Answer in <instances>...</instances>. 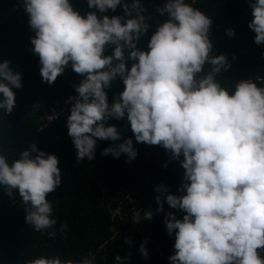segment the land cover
<instances>
[{
    "label": "clouds",
    "instance_id": "clouds-1",
    "mask_svg": "<svg viewBox=\"0 0 264 264\" xmlns=\"http://www.w3.org/2000/svg\"><path fill=\"white\" fill-rule=\"evenodd\" d=\"M195 3L167 0L155 9L165 19L153 26L144 0H87L96 11L83 16L71 0H22L43 81L51 85L69 66L82 77L76 96L69 97L67 118L77 162L95 159L98 140L120 141L118 128L106 125L125 118L137 143L159 145L173 160L183 156L182 195L167 194L163 185L155 189L157 213L165 200L184 213L182 219L169 213L165 220L168 235L175 236L170 264H264V86L259 77L239 81L234 91L221 86L219 74L231 65L225 55L213 53V20ZM118 6L123 16L105 15ZM249 6L248 27L254 42L264 45V0H249ZM150 30L143 51L137 45ZM226 35L235 32L228 29ZM118 79L124 90L110 105L107 90ZM21 87L22 74L10 61L0 62V113L13 112V89ZM101 154L117 159L123 154L128 162L137 157L131 138ZM58 165V157L39 151L37 143L11 162L0 151V188L10 197L18 193L26 224L53 239L57 220L47 197L61 185ZM153 216L151 208L134 210L132 221ZM125 243L132 247V238ZM138 251L148 259L144 244ZM25 264H97V256L73 260L57 254ZM115 264H129V257L117 255Z\"/></svg>",
    "mask_w": 264,
    "mask_h": 264
},
{
    "label": "trees",
    "instance_id": "trees-1",
    "mask_svg": "<svg viewBox=\"0 0 264 264\" xmlns=\"http://www.w3.org/2000/svg\"><path fill=\"white\" fill-rule=\"evenodd\" d=\"M166 2L144 0L145 15L153 26L165 19L155 9ZM71 4L82 16L96 11L88 7L87 0H71ZM194 7L213 20V53L225 55L231 65L219 74L221 86L234 91L239 81L258 77L264 86V45L254 42L255 33L248 27L253 19L249 0H196ZM105 15L123 16L124 11L118 6L116 12ZM228 29L234 30L233 37L226 35ZM152 34L150 30L140 39L137 46L141 50L148 51ZM34 36L22 0H0V62L10 61V68L22 74V87L13 89V112L0 113V151L11 162L29 145L37 143L39 151L58 157L61 185L47 197L53 204L57 235L49 238L47 232H37L27 225L22 198L18 193L10 197L0 188V264H25L39 256L57 254L62 259L80 260L89 253L97 256V264H115L117 255L129 257V264H170L169 257L175 254V236L168 235L165 220L169 213L177 219H182L184 213L170 208L166 200L163 211L157 213L159 193L155 189L163 185L169 190L167 194L182 195L183 156L173 160L171 153L159 145L137 143L125 118L112 119L106 125L118 128L120 141L98 140L95 159L77 162L67 118L72 106L69 97L76 96L74 86L82 77L69 66L51 85L44 82L39 56L31 44ZM131 64L130 61L129 68ZM123 90L121 80L113 82L107 90L110 105ZM54 114L59 117L49 122L47 117ZM128 138L137 151L135 160L128 162L123 154L119 159L101 154L113 143ZM149 208L154 213L152 221L133 223L134 210ZM64 224L67 232L61 231ZM129 237L132 247L125 243ZM141 244L149 253L146 260L138 251Z\"/></svg>",
    "mask_w": 264,
    "mask_h": 264
},
{
    "label": "rangeland",
    "instance_id": "rangeland-1",
    "mask_svg": "<svg viewBox=\"0 0 264 264\" xmlns=\"http://www.w3.org/2000/svg\"><path fill=\"white\" fill-rule=\"evenodd\" d=\"M56 117L58 116L57 114H54Z\"/></svg>",
    "mask_w": 264,
    "mask_h": 264
}]
</instances>
